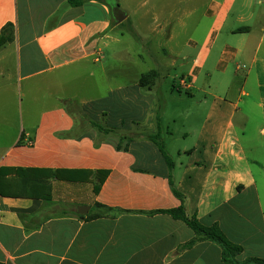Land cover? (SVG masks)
<instances>
[{
    "label": "crops",
    "instance_id": "0c3cea01",
    "mask_svg": "<svg viewBox=\"0 0 264 264\" xmlns=\"http://www.w3.org/2000/svg\"><path fill=\"white\" fill-rule=\"evenodd\" d=\"M110 1L72 6L68 0H0V36L14 26L13 39L0 47V264H230L217 241L198 237L185 221L162 212L182 205L188 216L219 226L241 246L237 260L264 259V183L252 166L263 161L256 144L242 142L254 113L240 108L254 93L264 134V56L258 55L264 35L253 42L247 75L236 81L231 99L216 96L195 144L180 149L176 160L166 141L174 131L162 105L159 70L151 69L159 76L149 86L141 85V77L151 70L127 85H110L102 98L59 96L52 87L63 69L99 61L116 27ZM237 2H207L209 33L222 31ZM253 2L244 0L247 12ZM166 19L171 28L175 20ZM175 35L172 28L169 36ZM244 44L232 54L245 53ZM200 66L195 60L194 68ZM24 90H39L54 105L25 112L16 103ZM184 112L189 122L191 112ZM158 132L168 159L149 137Z\"/></svg>",
    "mask_w": 264,
    "mask_h": 264
},
{
    "label": "rangeland",
    "instance_id": "374dc122",
    "mask_svg": "<svg viewBox=\"0 0 264 264\" xmlns=\"http://www.w3.org/2000/svg\"><path fill=\"white\" fill-rule=\"evenodd\" d=\"M173 1L155 0L157 5L121 4L120 7L130 13L129 19L116 25L112 30L113 39L104 41L107 45H103L102 55H98L99 61L90 60L88 65L63 69L60 75L58 73L60 82L52 87L59 96L67 94L78 98H102L108 93L110 85H127L143 72L159 70V89L164 98L162 105L169 109L171 115L167 122L174 131L173 136H166V141L171 156L177 160L180 149L195 144L201 121L216 96L231 99L233 88L238 86L236 81L246 77L253 47L264 35V2L254 0L252 8L247 12L244 0H238L222 31L209 33L213 24L212 18L205 12L209 0H192L191 3L187 0L186 4L183 2L181 5H173ZM241 12L246 13L245 17L238 20ZM169 16L175 20L171 28L166 19ZM183 23L186 25L183 26ZM245 26H249L252 33H232V30ZM172 28L176 35L170 38ZM245 38L247 40L244 44L242 40ZM243 44L247 48L246 52L234 56V49ZM258 53L261 59L264 56V36ZM195 60L200 61V67L194 68ZM238 65L244 67L238 70ZM193 68L196 80L190 73ZM91 71H94L93 76L88 74ZM183 80L187 84L193 83V88L188 90L182 84ZM246 88L250 90L248 86ZM169 93H174V97ZM16 103L25 112L54 105L52 100L44 102L39 90L30 93L24 90L19 99L16 97ZM258 103L259 99L254 93L252 97L244 96L241 101L240 108L252 111L255 115L250 117L246 135L241 136L246 146L256 144L257 151H260L263 165L255 163L252 166L262 185L264 134L260 132L263 118ZM183 110L191 112L189 122L184 117L185 112L182 114Z\"/></svg>",
    "mask_w": 264,
    "mask_h": 264
},
{
    "label": "trees",
    "instance_id": "16d2710c",
    "mask_svg": "<svg viewBox=\"0 0 264 264\" xmlns=\"http://www.w3.org/2000/svg\"><path fill=\"white\" fill-rule=\"evenodd\" d=\"M83 0H68L69 5H80ZM117 24L116 20H113V25H121ZM14 26L12 24H8L3 28V31L0 36V47L5 43L9 42L14 37ZM159 76V72L157 70H151L150 72L143 74L141 77V85L149 86L153 81ZM149 137L155 141L161 151L163 152L165 158H169L168 151L166 149V145L164 140L162 139L160 132L157 134H151ZM121 145H119L120 148ZM174 185V182L172 183ZM100 186H97V191ZM176 194L180 195V193L175 190ZM111 209V208H110ZM159 212V211H156ZM161 212V211H160ZM162 212H167L174 216L175 218L181 219L185 221L192 229L197 233L198 237H205L209 239H213L217 241L223 248V258L230 264H264V259L251 257L244 261H239L236 259L238 253L242 252V247L236 244H233L223 234L219 226H204L196 216H188L185 210V207L182 205L178 208L162 210ZM196 241V240H195Z\"/></svg>",
    "mask_w": 264,
    "mask_h": 264
},
{
    "label": "water",
    "instance_id": "95a60500",
    "mask_svg": "<svg viewBox=\"0 0 264 264\" xmlns=\"http://www.w3.org/2000/svg\"><path fill=\"white\" fill-rule=\"evenodd\" d=\"M110 2L112 6L113 17L117 24H120L127 17V13L120 7V4L117 0H112Z\"/></svg>",
    "mask_w": 264,
    "mask_h": 264
}]
</instances>
